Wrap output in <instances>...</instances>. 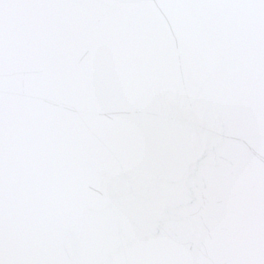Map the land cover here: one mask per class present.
Here are the masks:
<instances>
[{
    "label": "water",
    "instance_id": "95a60500",
    "mask_svg": "<svg viewBox=\"0 0 264 264\" xmlns=\"http://www.w3.org/2000/svg\"><path fill=\"white\" fill-rule=\"evenodd\" d=\"M0 264H264V0H0Z\"/></svg>",
    "mask_w": 264,
    "mask_h": 264
}]
</instances>
